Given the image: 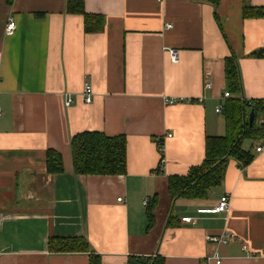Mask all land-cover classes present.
Returning a JSON list of instances; mask_svg holds the SVG:
<instances>
[{"label": "crops", "instance_id": "crops-1", "mask_svg": "<svg viewBox=\"0 0 264 264\" xmlns=\"http://www.w3.org/2000/svg\"><path fill=\"white\" fill-rule=\"evenodd\" d=\"M65 2L0 0V264H88L87 253L48 252L49 236L85 238L102 264H127L129 255L202 264L214 249L206 236L222 230L236 238L217 247L220 264H264V143L245 140L253 161L230 159L204 198L172 199L167 189L168 176L202 162L206 136L225 134L229 99H264V56L252 55L264 50V18L242 17L244 3L264 0H83L87 13L103 16L92 33ZM231 52L241 90L223 97ZM82 131L123 134L125 173L75 174L70 139ZM47 149L61 154L62 173H47ZM224 193L226 214L197 211Z\"/></svg>", "mask_w": 264, "mask_h": 264}, {"label": "trees", "instance_id": "trees-1", "mask_svg": "<svg viewBox=\"0 0 264 264\" xmlns=\"http://www.w3.org/2000/svg\"><path fill=\"white\" fill-rule=\"evenodd\" d=\"M205 1L213 7L219 3V0ZM65 10L67 13L83 16L85 32H97L103 28V16L87 13L83 0H66ZM36 15L40 14L36 13ZM215 17L217 18L216 13ZM242 17L244 19L264 18V6H251L244 3ZM252 55L263 57L264 50L254 51ZM224 77L229 93H237L241 90L236 56L233 52L224 59ZM247 109L253 111L251 123L248 121ZM223 117L225 134L205 137L202 162L191 166L184 175L167 177V189L172 199L178 197L204 198L212 187L221 184L230 159L238 161L241 167L253 161L252 151L245 149L243 143L245 140L264 143V99L246 101L231 98L225 104ZM158 147L163 157L161 141ZM70 153L73 172L77 175H121L126 171V138L123 134L110 136L101 131L76 133L70 139ZM45 166L47 173H62L61 154L53 149H47ZM173 219L170 216L167 224L172 226ZM147 220L148 229L154 223L151 206L147 208ZM47 251L50 253H87L88 264H102L99 255L91 250L87 240L81 236H49ZM127 264H165V260L160 255H129Z\"/></svg>", "mask_w": 264, "mask_h": 264}, {"label": "built area", "instance_id": "built-area-1", "mask_svg": "<svg viewBox=\"0 0 264 264\" xmlns=\"http://www.w3.org/2000/svg\"><path fill=\"white\" fill-rule=\"evenodd\" d=\"M15 27H16V24H15V20L13 18V15L8 14L6 17L5 25H4L5 34H7V35L12 34L15 30ZM167 27H170V25H168ZM167 52H168V55H169L171 62H177L179 51L175 48H170V49H167ZM205 85L209 86V83L207 82V83H205ZM229 95H230V93L228 91H225L223 93V97H228ZM82 96H83L84 102L89 103L91 101L92 87L88 82H84V84H83ZM168 100L170 103L182 101L181 99H178V98H170ZM199 100H201V99H199ZM71 101H72L71 98L67 97L64 101V104L66 106H69ZM222 108L223 107L221 105H218L215 108V111L219 112L222 110ZM169 135L170 134H168V136ZM262 150H263V145H257L255 147L256 152H260ZM163 164H164V156L161 157L159 160L158 167H157L158 171H160L162 169ZM117 200L120 201L121 198H117ZM143 203L146 204L147 200H144ZM229 206H230V196L228 193H224L219 197L218 202L214 207L201 208V209H198L197 211L200 213H223V214H226L229 210ZM181 220L186 221V222H190V223H195V220L192 219L191 217H188V216L182 217ZM235 238H236V235L233 232L228 231V230H222L219 233L206 236V240L214 246V249L210 254H208L205 257V260L202 264H211V263L220 264L222 259H221V256H220L218 250H217V247L219 245L229 243L230 241L234 240Z\"/></svg>", "mask_w": 264, "mask_h": 264}, {"label": "water", "instance_id": "water-1", "mask_svg": "<svg viewBox=\"0 0 264 264\" xmlns=\"http://www.w3.org/2000/svg\"><path fill=\"white\" fill-rule=\"evenodd\" d=\"M252 119H253V111L251 110V111L249 112V116H248V121H249V123L252 122Z\"/></svg>", "mask_w": 264, "mask_h": 264}, {"label": "rangeland", "instance_id": "rangeland-1", "mask_svg": "<svg viewBox=\"0 0 264 264\" xmlns=\"http://www.w3.org/2000/svg\"><path fill=\"white\" fill-rule=\"evenodd\" d=\"M247 145H245V147H246Z\"/></svg>", "mask_w": 264, "mask_h": 264}]
</instances>
